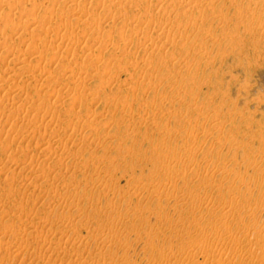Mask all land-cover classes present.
<instances>
[{
    "label": "rangeland",
    "instance_id": "rangeland-1",
    "mask_svg": "<svg viewBox=\"0 0 264 264\" xmlns=\"http://www.w3.org/2000/svg\"><path fill=\"white\" fill-rule=\"evenodd\" d=\"M209 262L264 264V0H0V264Z\"/></svg>",
    "mask_w": 264,
    "mask_h": 264
},
{
    "label": "bare ground",
    "instance_id": "bare-ground-1",
    "mask_svg": "<svg viewBox=\"0 0 264 264\" xmlns=\"http://www.w3.org/2000/svg\"><path fill=\"white\" fill-rule=\"evenodd\" d=\"M13 7L11 6V7H9V9H8V12H7V14H10L12 11H13ZM184 15V13L182 12V13H177V14H174V15H159V19L160 20H163V21H165L166 23H167V25L168 26H176V24H178V22L180 23V20H181V18H182V16ZM18 25H14L13 27H17ZM14 28V29H15ZM58 28V27H57ZM48 31L50 30V28H46ZM57 31V30H56ZM22 59V58H21ZM110 100V96H108L106 99H105V101H109ZM48 144V143H47ZM51 144H53V143H51ZM50 145V144H49ZM49 149V148H48ZM166 168H170L171 167V165H170V163H167V165L165 166ZM45 223V222H44ZM82 224L83 225H86V224H88L87 223V221L85 220V221H83L82 222ZM220 224H223L224 225V222H222V221H220L219 220V222H218V224L217 225H220ZM202 231V230H201ZM184 252V247H180V248H178V249H175V251H174V254H181V253H183ZM205 252V254L207 253V251H204ZM43 254V253H42ZM42 254H41V256H42ZM47 258V257H46ZM45 258V259H46ZM44 259V260H45ZM53 260V259H52ZM51 260V261H52ZM47 261V260H46ZM59 261V260H58ZM63 261V260H62ZM61 261V262H62ZM66 261V260H65ZM57 262V261H56ZM221 263H223V262H225V260L224 259H221V261H220ZM53 263V262H52ZM58 263V262H57ZM208 264H214V263H211V262H209Z\"/></svg>",
    "mask_w": 264,
    "mask_h": 264
}]
</instances>
